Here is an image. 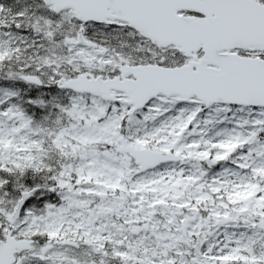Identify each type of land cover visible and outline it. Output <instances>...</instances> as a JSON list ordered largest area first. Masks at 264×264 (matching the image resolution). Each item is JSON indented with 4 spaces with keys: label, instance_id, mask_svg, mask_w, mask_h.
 <instances>
[{
    "label": "rangeland",
    "instance_id": "1",
    "mask_svg": "<svg viewBox=\"0 0 264 264\" xmlns=\"http://www.w3.org/2000/svg\"><path fill=\"white\" fill-rule=\"evenodd\" d=\"M78 28L70 12L54 13L38 0H0V166L6 175L0 186L7 187L1 211L18 199L21 169L54 170L51 183L74 207L87 238L79 251H56L51 264H264V232L253 227L264 219V108L159 97L130 114L70 94L56 87L60 78L115 74L121 64L148 59L146 47L128 38L100 51L71 45L67 39ZM159 61L173 66L186 59L169 48ZM26 75L39 77L42 87L25 82ZM122 134L130 146L171 151L190 162L135 175L134 162L115 149ZM70 179L99 182L97 212L76 209V201L86 200L63 192ZM112 182L115 189L107 187ZM33 210L27 208V222L44 211ZM220 216L235 221L194 258L197 234ZM63 224L68 229L61 236L72 233L73 224ZM101 231L107 240L99 247L91 232Z\"/></svg>",
    "mask_w": 264,
    "mask_h": 264
},
{
    "label": "water",
    "instance_id": "2",
    "mask_svg": "<svg viewBox=\"0 0 264 264\" xmlns=\"http://www.w3.org/2000/svg\"><path fill=\"white\" fill-rule=\"evenodd\" d=\"M41 1L56 13L70 9L75 19L82 23L103 24L114 19L125 22L153 44L174 45L187 57L202 51L196 61L180 67L126 66V70L120 69L121 74L129 73L133 78L123 82L102 81L100 77L87 80L85 74H80L69 80L60 79L61 88L100 96L104 100H115L110 90L122 91L129 96L128 103L133 104V110L143 108L158 95L177 96L179 101L185 102L197 99L206 106L228 104L264 108V59L231 52L235 49L264 51L263 6L245 0ZM179 11H193L203 17H182ZM71 44L95 46L83 37L81 29ZM26 81L41 84L35 76H27ZM119 142L117 151L130 154L140 170L171 161L189 162L188 157L180 158L171 152L127 146L123 138H119ZM30 194L23 193L11 214V221ZM190 220L186 219L185 224ZM232 221L231 217H220L213 220L206 231L200 232L193 248L194 257H201L206 236ZM254 227L264 230V220Z\"/></svg>",
    "mask_w": 264,
    "mask_h": 264
},
{
    "label": "flooded vegetation",
    "instance_id": "3",
    "mask_svg": "<svg viewBox=\"0 0 264 264\" xmlns=\"http://www.w3.org/2000/svg\"><path fill=\"white\" fill-rule=\"evenodd\" d=\"M245 1H249L255 6H264V0ZM179 13L182 16L201 17V14L194 12L181 11ZM88 26H91V28L87 29ZM80 28H83V35L88 40L96 43L97 46L93 48V50L95 51H100V49L103 47L115 45L123 38L132 39L135 43L146 47L147 52L145 55L148 59H144L142 61L132 60L128 63H125L126 65L156 64L166 66L161 63L159 59L161 58L163 52L169 48H172L176 54L183 56V54L177 51L173 46L158 47L156 45H153L149 40L143 38L137 32L133 31L126 24L120 21H111V23L108 24L97 25L91 23L79 24L78 29ZM75 35H77V33ZM150 53L153 54V57H151ZM201 54V51H197L193 53L189 59H186L184 56L183 57L187 62L195 61L201 56ZM237 54L249 56L263 55V53H246L245 51H237ZM125 64H121L118 67L117 73L101 76H103L106 80L116 78L117 81H120V79L130 78V75L123 76L120 74L119 69L122 65ZM182 64L183 63L181 62L180 64L173 66ZM101 80H103L102 77ZM56 87H58L57 83ZM67 91H69L70 94L72 93L70 90ZM113 94L114 98L118 100L104 102H109L110 104L112 103L113 106H122L130 114L138 113V111H132V106L125 103V97L123 93L113 91ZM83 95L87 96V94ZM159 97L162 98V96H158L155 99ZM119 138H123L125 144L129 145L125 140L124 134H122ZM119 154L125 155L127 159H131L133 162H135L130 154ZM134 167L135 175L147 172V170H139L135 164ZM55 173L56 172L54 170H28L27 172H25V169H21L19 171L17 181L20 183L22 189L18 192V199L21 193H23L24 191L27 192L26 190H32V192L34 193L27 197L24 204L20 207L18 215L13 222L11 221L10 213L12 212L14 206H12L8 211L5 207L4 211L2 212L0 201V264H51V260L55 258L54 254L56 251H79L80 247L84 245V241L87 238V233L83 232V230L80 228L83 223L80 222V219L78 217L79 215L73 216V214L75 213L74 207L69 209V207L71 206L69 202H66L59 195H57V192L55 190L56 187L51 183V177H53ZM1 177L6 179V175L2 173V169L0 166V178ZM87 182H92L93 184H86L85 186L81 185ZM115 182H117V180ZM115 182L107 185V187L115 189ZM68 183L69 184L63 191L65 194L72 196V194L78 193L80 198L86 200V203H80L79 201H76L74 203V205L77 207L76 209L81 208V210L84 212L85 210L94 208L95 212H97L98 203L95 200L100 196V193L97 191V188L100 187L99 182L82 180L77 182L75 181L73 183V181L70 179ZM6 190V185L0 186V195ZM44 204H47V207H44ZM29 207L32 210L36 208L37 210L34 209V212L41 213L40 209H43L44 211L41 213V216H32L27 222L25 212ZM56 208H58L57 212ZM64 209H66V211H64ZM92 214L94 216V213ZM51 215H53L54 220L47 221L46 223V219L44 218V216L48 217ZM92 220L98 221L99 218H93ZM69 221L71 222V224H73V226L70 227V229L73 230L72 233H68L66 236H61L59 231L68 229L66 227L67 224L63 223ZM91 233L92 241H94V243H98L96 240H100L102 244H100L99 247L104 246L103 242L107 239H103L102 231L101 233ZM119 245L120 244L118 243L115 244L116 250L122 248V245Z\"/></svg>",
    "mask_w": 264,
    "mask_h": 264
}]
</instances>
